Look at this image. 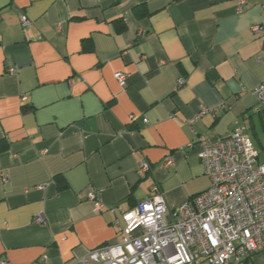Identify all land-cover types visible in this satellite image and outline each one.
<instances>
[{
  "label": "crops",
  "instance_id": "1",
  "mask_svg": "<svg viewBox=\"0 0 264 264\" xmlns=\"http://www.w3.org/2000/svg\"><path fill=\"white\" fill-rule=\"evenodd\" d=\"M239 2L0 0V262L81 264L154 185L169 210L211 186L186 121L229 135L264 80V0Z\"/></svg>",
  "mask_w": 264,
  "mask_h": 264
},
{
  "label": "built area",
  "instance_id": "2",
  "mask_svg": "<svg viewBox=\"0 0 264 264\" xmlns=\"http://www.w3.org/2000/svg\"><path fill=\"white\" fill-rule=\"evenodd\" d=\"M246 1L240 0L239 13ZM21 22L30 24L25 14ZM251 31L264 41V25H254ZM115 77L125 84V74L116 72ZM178 83L184 82L180 79ZM253 94L258 110H264V80ZM201 113L186 124L194 135L189 145L201 146L199 157L211 186L169 210L159 185H154L151 196L123 212L126 224L120 227L121 241L90 250L79 258L81 264H231L264 250V162L259 161V152L244 126L216 141L198 135L193 123ZM166 163L173 161L168 158ZM149 170L150 164L142 160L140 175ZM96 205L102 207L99 202ZM35 221L45 223L41 215Z\"/></svg>",
  "mask_w": 264,
  "mask_h": 264
},
{
  "label": "rangeland",
  "instance_id": "3",
  "mask_svg": "<svg viewBox=\"0 0 264 264\" xmlns=\"http://www.w3.org/2000/svg\"><path fill=\"white\" fill-rule=\"evenodd\" d=\"M250 115L240 126L246 128V133L259 152V161L264 162V110H258L256 107Z\"/></svg>",
  "mask_w": 264,
  "mask_h": 264
}]
</instances>
